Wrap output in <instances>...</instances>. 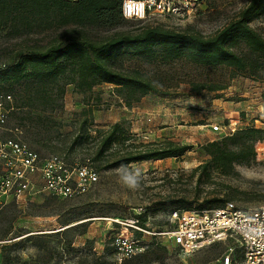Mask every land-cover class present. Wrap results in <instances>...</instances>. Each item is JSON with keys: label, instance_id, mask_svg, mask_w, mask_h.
Wrapping results in <instances>:
<instances>
[{"label": "rangeland", "instance_id": "1", "mask_svg": "<svg viewBox=\"0 0 264 264\" xmlns=\"http://www.w3.org/2000/svg\"><path fill=\"white\" fill-rule=\"evenodd\" d=\"M248 3L249 0H206L194 17H155L150 22L211 36L226 27ZM145 24L128 21L118 30H133ZM251 26L264 37V14L253 20ZM60 33L62 30L32 35L24 42L8 39L3 34L0 54L4 48H18L20 43L44 45L51 35ZM242 52L246 53L239 50ZM136 64L127 62L125 66L142 67L157 74L167 87L160 94H151L128 108L113 86L102 85L85 96L76 93L74 86H68L63 107L52 116L59 123L49 143L55 150L40 144L36 129L21 128V137L46 156L92 158L89 148L68 151L79 123L87 116L95 128L104 130L120 123L132 136L125 147L140 143L163 147L174 143L188 145L190 150L178 158L101 171L98 183L78 197L62 199L39 193L10 202L0 211V264H221L229 243L192 254L176 248L167 234L175 226L172 212L214 208L229 194L235 196L232 202L241 208L264 206V141L256 144V162L237 166L233 176H223L213 170L210 177L195 172L209 159L203 146L219 137L213 132V127L221 124L219 114L234 115L228 118L239 126L241 120L243 126L255 120H258L257 126L264 124V71L256 79L242 75L231 79L227 69L197 67L185 62L159 66ZM194 83L228 84V89L220 94H199L192 91ZM11 91L17 96L21 88L14 86ZM215 95L223 98L212 106ZM223 99L233 100L230 111L212 110V107L223 108ZM18 125L17 118L10 119V129ZM69 152L73 154L68 156ZM140 211L148 232L152 233L141 238L145 251L153 248L152 242L158 241L159 245L149 253L119 263L111 239L127 236L131 230L128 222L136 220ZM157 232L165 234L153 235ZM240 253L237 248L238 264H243Z\"/></svg>", "mask_w": 264, "mask_h": 264}, {"label": "trees", "instance_id": "2", "mask_svg": "<svg viewBox=\"0 0 264 264\" xmlns=\"http://www.w3.org/2000/svg\"><path fill=\"white\" fill-rule=\"evenodd\" d=\"M122 4L123 0H0V38L5 34L8 39L24 42L32 35L62 30L51 35L44 45L20 43L18 48L7 47L0 54V90L12 94V87L21 88L17 96L13 95L15 110L10 119L17 118L20 128L36 129L40 144L52 151L55 147L49 145L51 134L59 126L52 116L63 107L68 86H74L75 92L84 96L102 85L113 86L128 108L167 87L157 74L142 67L127 68V62L147 66L185 62L197 67L227 69L231 79L240 75L256 79L264 71V37L251 26L253 20L264 14V0H249L226 27L211 36L178 31L150 20H128L123 16ZM128 21L146 24L133 30H118ZM227 89L228 84H192V91L199 94H220ZM221 98L222 95H215L213 100ZM241 122L234 133L219 135L217 140L203 146L209 159L195 172L210 177L213 170L233 176L237 166L256 162V144L264 141V128L254 122L243 126ZM131 138L120 123L104 130L95 128L86 116L79 123L68 151L79 147L91 149L89 159L100 173L133 163L178 158L190 150L188 145L174 143L163 147L143 143L125 147ZM64 157L69 161L80 158ZM234 199L229 194L219 206ZM136 221L148 231L143 214ZM136 234L141 238L144 233L136 231ZM114 239L111 241L116 255ZM152 244V249L131 259L153 251L159 242Z\"/></svg>", "mask_w": 264, "mask_h": 264}, {"label": "built area", "instance_id": "3", "mask_svg": "<svg viewBox=\"0 0 264 264\" xmlns=\"http://www.w3.org/2000/svg\"><path fill=\"white\" fill-rule=\"evenodd\" d=\"M206 0H123L122 13L128 20H150L155 17L188 19L194 17ZM15 99L0 90V211L10 202L27 196L49 193L60 198L86 194L99 181V172L91 159L43 155L22 137L19 126L9 128ZM258 120H255L256 125ZM238 124L215 125L218 135L234 133ZM257 126V125H256ZM264 128V124L257 126ZM139 214H142L141 211ZM175 226L168 236L185 254L207 247L229 243L221 264H238L240 249L243 264H264V206L241 208L234 202L210 209L175 210L171 214ZM127 236L115 237L113 245L119 263L145 251L142 237L136 231L152 234L131 221ZM165 233H153L160 236Z\"/></svg>", "mask_w": 264, "mask_h": 264}, {"label": "crops", "instance_id": "4", "mask_svg": "<svg viewBox=\"0 0 264 264\" xmlns=\"http://www.w3.org/2000/svg\"><path fill=\"white\" fill-rule=\"evenodd\" d=\"M222 99V98H221ZM221 99H215V100H213V103H212V106H216L215 104H216V101H218V100H221ZM222 101H225L224 103L225 104H222V107L223 108H220V109H218V108H215V107H212V110H216V112H219V111H222V110H228V111H230L229 109L232 107V102H233V100H228V99H223ZM230 101H232V102H230ZM221 105V104H220ZM244 116V113L242 114V117ZM247 116V115H246ZM219 120H220V123H224V122H229L230 120H229V118L228 117H230V118H232V117H234V115L231 117L229 114H226L225 112H224V114H219ZM241 120V119H240ZM242 121V120H241Z\"/></svg>", "mask_w": 264, "mask_h": 264}]
</instances>
